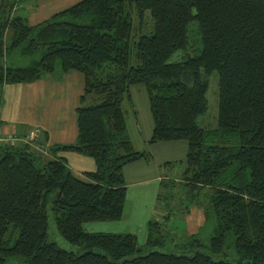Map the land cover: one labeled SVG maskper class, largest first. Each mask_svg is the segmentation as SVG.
I'll use <instances>...</instances> for the list:
<instances>
[{
	"label": "trees",
	"instance_id": "16d2710c",
	"mask_svg": "<svg viewBox=\"0 0 264 264\" xmlns=\"http://www.w3.org/2000/svg\"><path fill=\"white\" fill-rule=\"evenodd\" d=\"M38 1L0 0V90L56 71L82 73L77 141L52 151L90 156L96 169L80 178L30 142L0 141V264H264V0H79L37 24L26 10L13 13ZM135 17L141 34L132 41ZM192 23L201 50L171 62L192 45ZM214 71L219 114L207 127L200 117ZM138 84L148 89L154 119L149 142L188 143L183 160L166 163L185 169L161 182L166 213L149 221L144 243L131 232L85 228L124 217L123 168L150 158L136 150L123 107ZM193 206L213 226L210 243L194 233L167 250L175 242L167 220ZM52 227L71 250L49 241ZM228 245L238 261L220 257Z\"/></svg>",
	"mask_w": 264,
	"mask_h": 264
},
{
	"label": "crops",
	"instance_id": "0c3cea01",
	"mask_svg": "<svg viewBox=\"0 0 264 264\" xmlns=\"http://www.w3.org/2000/svg\"><path fill=\"white\" fill-rule=\"evenodd\" d=\"M78 1L39 0L27 12L29 21L37 24ZM84 87V75L78 71H69L60 76L48 75L31 83L5 84L0 112V141L5 142L6 138L14 135L18 141L30 142L31 147L44 151L50 158L65 160L74 175L86 179L85 173L96 169L92 157L75 151H52L55 145H68L77 141V108L83 104L81 97ZM129 102H132V98ZM138 116L139 110L136 116L132 115L133 128L128 125L130 137L136 150L150 154V158H139L123 168L127 185L124 217L118 221L94 223L91 231L131 232L144 243L148 238L149 221H160L166 213L158 200L161 182L174 177L166 172L174 164L169 167L166 163L183 160L188 143L183 140L149 142L154 119L147 112L141 118ZM185 222L189 233H196L204 224L203 208L193 206L185 215Z\"/></svg>",
	"mask_w": 264,
	"mask_h": 264
},
{
	"label": "rangeland",
	"instance_id": "374dc122",
	"mask_svg": "<svg viewBox=\"0 0 264 264\" xmlns=\"http://www.w3.org/2000/svg\"><path fill=\"white\" fill-rule=\"evenodd\" d=\"M20 6L18 9L14 10L13 13L16 14L17 12L22 13V11L26 10L27 12L30 11L29 4H26L25 2L20 3ZM147 23H151V26L153 25V21L151 17H146ZM134 24H135V29L133 31V36H132V41L137 40L139 38V35L141 34V31L138 28V18H134ZM145 33H150V30H146ZM190 39L192 41V45L190 48H188L187 51H178L171 59V62H178L182 61L184 58H186L187 54L188 55H195L198 53L201 48H202V43H201V36L197 31V24L192 23L191 28H190ZM135 56L134 54L132 55V59H134ZM20 64H26L23 60H21ZM55 76H60L63 75L60 71H56L54 73ZM210 86L208 90V99H209V108L208 112L200 117V125L202 126H207V127H215L217 126V118L219 114V106H218V101H219V76L217 71H214L210 77ZM131 94H132V102L130 103L129 100H125L123 103V107L127 112V120H128V125L132 129L133 128V116H136L137 110H139V116L138 118H141L142 115L147 112L151 117L152 112L150 110V105H149V97H148V89L145 84H138L134 85L131 88ZM1 96L4 97L3 91L1 92L0 90V103H1ZM1 105V104H0ZM130 106V108H129ZM132 109V110H131ZM132 111L134 112L132 114ZM1 132V131H0ZM1 135V134H0ZM185 141V140H183ZM15 143H19L18 139L16 138ZM46 158H48V155L43 154ZM185 169V162H178L174 164L173 167L167 169V173L171 176H174L172 178H178L180 179L182 176V173ZM177 176V177H176ZM166 191L168 192V189L166 188ZM179 197V201L176 199L173 201L175 205H177L178 209L181 210L184 208V204H179L180 203V194H177ZM184 199V198H183ZM203 201V200H202ZM185 202V200L183 201ZM165 200L161 201L160 204H164ZM202 204H206L205 201ZM200 207V206H199ZM191 210V209H190ZM173 211V208H172ZM171 219L169 218L167 220V223L165 224V229L167 231L168 237L172 238L175 237V242L169 243V249L167 250H172L175 246H177V242H182L186 238H188L191 234L189 233L188 227L185 222V214L184 213H178L175 215L170 216ZM162 221V220H160ZM94 223H101V222H90L85 224V228L88 231L93 230L92 225ZM205 224V222H204ZM202 226L196 233H199V235L202 238L203 244H209L211 236L213 235V226L209 223L206 224V226ZM173 239V238H172ZM49 241L57 243L60 247L65 248L67 250H71L73 246L64 240L62 236L55 230L54 227L51 228L50 234H49ZM229 244V243H228ZM166 249V248H165ZM226 254H223L220 256L221 258L224 259H230L232 261H238L236 258L235 250L233 246L228 245L226 248Z\"/></svg>",
	"mask_w": 264,
	"mask_h": 264
},
{
	"label": "built area",
	"instance_id": "2783aa9c",
	"mask_svg": "<svg viewBox=\"0 0 264 264\" xmlns=\"http://www.w3.org/2000/svg\"><path fill=\"white\" fill-rule=\"evenodd\" d=\"M6 140L14 141L15 140V136L14 135H10L8 138H6Z\"/></svg>",
	"mask_w": 264,
	"mask_h": 264
},
{
	"label": "clouds",
	"instance_id": "9594fccd",
	"mask_svg": "<svg viewBox=\"0 0 264 264\" xmlns=\"http://www.w3.org/2000/svg\"><path fill=\"white\" fill-rule=\"evenodd\" d=\"M15 140H16V138H15Z\"/></svg>",
	"mask_w": 264,
	"mask_h": 264
}]
</instances>
